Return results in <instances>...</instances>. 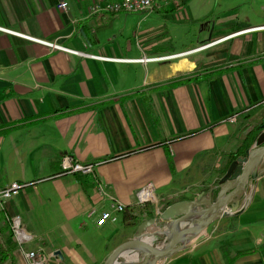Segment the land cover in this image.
<instances>
[{
  "label": "crops",
  "instance_id": "crops-1",
  "mask_svg": "<svg viewBox=\"0 0 264 264\" xmlns=\"http://www.w3.org/2000/svg\"><path fill=\"white\" fill-rule=\"evenodd\" d=\"M105 1L0 0V186L32 181L5 211L32 229L29 247L60 251L54 264H103L147 211L214 197L229 154L250 146L264 123V0L93 8ZM64 153L93 162L94 175L61 172ZM146 187L151 197L138 204ZM101 190L125 209L98 225L110 207ZM226 209L157 264H264V155L236 210ZM140 257L125 250L116 264Z\"/></svg>",
  "mask_w": 264,
  "mask_h": 264
},
{
  "label": "water",
  "instance_id": "water-1",
  "mask_svg": "<svg viewBox=\"0 0 264 264\" xmlns=\"http://www.w3.org/2000/svg\"><path fill=\"white\" fill-rule=\"evenodd\" d=\"M264 155V123L254 138V142L245 153L231 159L218 182V191L187 200H176L165 207L157 208L151 216L142 219L133 236L117 244L107 255L103 264H116L119 254L125 250L137 251L141 257L137 264H157L159 259L168 255L187 240L198 239L204 235V229L216 217L228 213L226 207L235 211L239 205L249 177L254 172L260 158ZM179 227L182 222H187ZM156 224V228L147 229ZM163 246L158 242L163 239ZM184 244V245H185ZM183 246V245H182ZM54 254H59L57 249Z\"/></svg>",
  "mask_w": 264,
  "mask_h": 264
},
{
  "label": "built area",
  "instance_id": "built-area-1",
  "mask_svg": "<svg viewBox=\"0 0 264 264\" xmlns=\"http://www.w3.org/2000/svg\"><path fill=\"white\" fill-rule=\"evenodd\" d=\"M159 0H107L103 4H94L95 10H103L110 13L116 12H142L148 9H153ZM59 7L65 6L59 4ZM264 25H260L262 27ZM43 43L50 46L69 50L72 52H78L75 49H71L67 46L56 43L55 41H48L39 39ZM93 57L109 58L98 54H91ZM144 59V57H142ZM149 58V57H148ZM228 120L234 121L236 119V113H233L227 117ZM61 172L65 171H81L83 173H90L94 175V163L86 162L82 163L74 159L69 153H64L60 157ZM95 178V177H94ZM97 181V179H95ZM32 181H18L13 180L9 183L0 186V209L4 211L5 220L9 223V228L12 232V238L16 241V251L20 253V260L18 264H54L51 260L54 254L45 252L42 247H29L28 243L33 239V231L30 229L24 221H22L19 214L10 215L5 211V202L17 194L21 187L31 183ZM98 185H100L98 183ZM101 188V185H100ZM102 189V188H101ZM106 197L110 199V207L108 209L101 210L96 218L95 222L98 225H102L108 220L115 222L118 219V212L124 211L125 204L117 200L113 195L101 190ZM151 197V191L149 187L143 188L139 191L136 202L142 204L149 200ZM162 206H158V209ZM160 210V209H159ZM92 212V211H91Z\"/></svg>",
  "mask_w": 264,
  "mask_h": 264
},
{
  "label": "trees",
  "instance_id": "trees-1",
  "mask_svg": "<svg viewBox=\"0 0 264 264\" xmlns=\"http://www.w3.org/2000/svg\"><path fill=\"white\" fill-rule=\"evenodd\" d=\"M215 70H220V69H215ZM197 79H198V76H196V75L185 76V77H180V78H177L176 80H173L170 84H176V83H180V82H185V81H189V80H197ZM259 128L257 127V129H259ZM249 144H250V141L247 142L246 144H244L237 151L230 153L229 154V158L233 159V158H235L236 156H238L240 154H244L245 150L248 148ZM147 213L149 215H152L153 211L149 210V211H147ZM0 223H1V225H0V235H1V233H3L6 230H8L9 234L11 235V238L8 240V242L5 245H3V244L1 245L0 244V264H2L5 260H7L11 256H13V252H14V250H16L17 244H16V241L12 238V232H11V230L9 228V223L5 220L4 211L1 210V209H0ZM224 251L226 253H228V251H226L225 248H224ZM244 252H248V251H244ZM237 255H238V253H236L233 256H230L228 258V260L233 259Z\"/></svg>",
  "mask_w": 264,
  "mask_h": 264
},
{
  "label": "rangeland",
  "instance_id": "rangeland-1",
  "mask_svg": "<svg viewBox=\"0 0 264 264\" xmlns=\"http://www.w3.org/2000/svg\"><path fill=\"white\" fill-rule=\"evenodd\" d=\"M10 238H11V235L9 234V231L8 230L4 231L0 235V244L1 245L2 244L5 245ZM8 264H17V263H16V261L14 259H10Z\"/></svg>",
  "mask_w": 264,
  "mask_h": 264
}]
</instances>
